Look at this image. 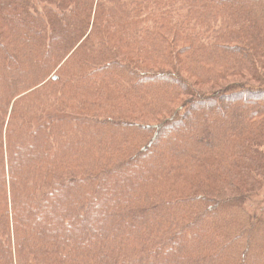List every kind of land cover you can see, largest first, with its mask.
<instances>
[{
    "label": "trees",
    "instance_id": "obj_1",
    "mask_svg": "<svg viewBox=\"0 0 264 264\" xmlns=\"http://www.w3.org/2000/svg\"><path fill=\"white\" fill-rule=\"evenodd\" d=\"M264 0H0V264H264Z\"/></svg>",
    "mask_w": 264,
    "mask_h": 264
},
{
    "label": "rangeland",
    "instance_id": "obj_2",
    "mask_svg": "<svg viewBox=\"0 0 264 264\" xmlns=\"http://www.w3.org/2000/svg\"><path fill=\"white\" fill-rule=\"evenodd\" d=\"M263 197H264V189L261 190L259 196L252 198L249 203L251 204L252 207L260 208V206L262 205L261 201Z\"/></svg>",
    "mask_w": 264,
    "mask_h": 264
}]
</instances>
